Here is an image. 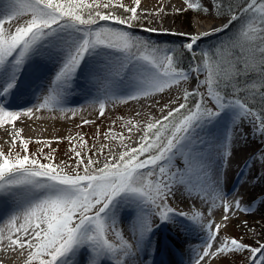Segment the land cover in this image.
Masks as SVG:
<instances>
[{"label":"snow or ice","instance_id":"1","mask_svg":"<svg viewBox=\"0 0 264 264\" xmlns=\"http://www.w3.org/2000/svg\"><path fill=\"white\" fill-rule=\"evenodd\" d=\"M183 2L185 9L177 11L196 10L205 14L210 11L198 0ZM133 3L132 7L122 3L114 5L113 0H3L0 3V127L6 132L7 126L12 127L9 135L13 137V145L22 131L15 128V123L22 116L31 118L41 110H65L63 105L71 93L73 79L86 59L100 58L88 69L103 96L97 98L100 116L105 114L106 103L150 97L189 79L188 73L170 54L171 50L142 41L129 31L106 24L101 26L100 22L109 21L128 28L136 26L141 20L138 12L141 0H133ZM222 6V0H211L210 7L217 15ZM116 8L128 15L117 14ZM238 10L252 15L242 24L233 41L222 45L214 55L201 53L200 62L191 68L193 73H206L199 81L206 91L185 89L184 102L171 108L161 119L146 122L137 147L106 159L100 167H97L98 160L91 156L85 159L81 151L73 147L76 166L69 172H65L66 166L42 163L36 155H29L30 141L22 137L20 144L24 155L0 151V195L11 197L17 206L9 224L15 226L18 220H23L16 229V238L9 239L13 251L20 250L21 254L27 251L25 264H76L74 258L85 248L89 250V264H104L105 260L109 264H139L138 256L148 246L158 225L174 224L177 217L187 219L206 235L194 264H211L218 257L245 252L250 253L246 264H264V242L253 247L227 235L221 239V224L211 220L205 222L200 212L190 215L169 206L170 200L185 192L191 197L193 189L206 202L211 197L209 213L216 207L217 199H225L219 174L213 178L205 163L208 150L198 146V141L202 143L199 129L222 114H231L226 143L219 151L225 164L234 154L232 144L239 139L236 130L244 121L251 126L253 135L264 139V112H257L247 101H242L233 84L240 72H247L249 67L259 68L264 77V0H246V7ZM229 11L232 12L231 24L238 16L231 9ZM199 39L198 35L190 36V42L184 47L192 52ZM236 48L239 53L234 51ZM57 57L60 63L46 94L37 97L38 102L32 107L10 110L5 101L18 87L26 65L37 58L54 60ZM122 84H127L130 91L120 96L116 90ZM229 87L233 98L224 91ZM260 88H264V82ZM252 89V99L258 94L264 101V91L257 89L255 84ZM192 96L200 99L194 108H189L188 100ZM205 97L211 100L214 108ZM69 111L75 114L74 110ZM133 127L139 126L133 124ZM131 133L132 128H129V135L122 138L131 139ZM177 157L182 158L184 168L174 164ZM44 158L51 160V153ZM252 159V164L245 161V167L252 169L259 163L264 168V151L253 153ZM192 173L198 177L195 184L191 180ZM259 180L264 181V174ZM122 206L134 210L128 239L118 228ZM234 207L238 212L255 211L242 206L239 199ZM232 209L231 202L224 203V222L229 221L227 213ZM247 223L244 221L245 225ZM110 236H114L115 243Z\"/></svg>","mask_w":264,"mask_h":264},{"label":"rangeland","instance_id":"2","mask_svg":"<svg viewBox=\"0 0 264 264\" xmlns=\"http://www.w3.org/2000/svg\"><path fill=\"white\" fill-rule=\"evenodd\" d=\"M230 1L233 0H225V4H222L224 7L220 9V14L225 15L220 16L217 15L215 10L210 7L211 0H198V2L203 4V6L210 8L208 14L203 12L197 13L196 10L177 11L179 9H185L186 6L183 0H170V5L165 4V0H141V5L138 8V12L141 15V20L137 22L136 26L128 28L127 25H118L112 21L100 22L101 26L106 24L107 26H111L119 30L129 31L133 34V36L139 38L142 41H148L150 44L160 48L171 50L170 54L175 56L179 67L188 73L189 79L187 81H181L179 85L168 87L163 92H157L150 97H141L138 100H130L126 103H106L105 114L100 116L97 98L99 97L102 99L103 96L99 91V88L97 89V87L92 86V84H80L76 81L77 76H75L73 79L71 92L75 93L76 96V93L78 91L84 90L85 87L92 89L90 91L96 89L92 93L84 92V95L88 97V100L90 101L85 104H83L82 101H76L77 104H73V102L70 100L69 102L71 104L63 105L65 109L64 111H60L59 109H56L55 111L41 110L36 112L31 118L22 116L15 123V128L17 130H22L20 131V137L16 138L15 145L12 144L13 137L9 135V133L13 131L12 127L7 126V132L4 130V128L0 127V151L4 152L5 154H8L9 151H11L13 155L16 153H19L21 156L24 155L25 153L20 144V138L22 137L23 139L30 141L28 147L29 155H36L42 163H53L54 165L58 166H66L64 170L65 172H69L76 166L75 154L72 152L73 147H75L77 151H81L82 156L85 157V159L91 156L92 159L98 160L99 163L97 164V167L102 166L106 162V159H110L114 155L118 156L120 152L126 151L129 148L137 147L143 135L142 129L146 126V122L149 119H161L164 115H167V111H169L171 108L178 107L179 103L184 102L183 94L185 89L192 92L199 88V90L202 92L199 85V81H202L200 79L201 74H196L191 71V68L195 65L187 67L181 64V61L186 60V56L193 58L195 55H199L200 52H208V50L211 48L213 50V47L214 50L212 52L215 54L216 50L221 48L222 45H229L237 35L242 24H244L248 17L252 15V13L245 14L241 12V15L237 14L239 20L235 24H232L233 22L229 24L231 16L227 14V11L230 7L228 4ZM193 2H197V0H193ZM117 3H122L128 7L135 6L133 0H113L114 5ZM156 7H161L168 13L163 15V11H159L157 13L151 14L154 16V20H151L152 22H150L148 19H144L143 16L148 12H152ZM116 12L120 15H128V13H125L121 8H116ZM194 12L196 13L194 14ZM27 18L28 17H24L23 19ZM148 25L155 26L157 28L159 26H163L168 30L173 29L172 32L175 33H171L170 31L166 33H147L149 31L141 29L142 27H148ZM225 25H228V27L225 28ZM214 26H217L215 30L209 29L210 27ZM5 27H7V23L5 24ZM198 30H203L205 33L198 35L200 36V39L194 44L193 51L189 52L184 47V45L190 42V36H194L195 32ZM144 37H149V40L146 38L144 39ZM155 39H161V42H150L154 41ZM58 66L56 67L55 65V70H57ZM90 66L91 64L88 67ZM87 71L85 72L88 73ZM53 75L54 73H51L48 78H46L43 82L40 81L36 85H38V87L45 85L46 92ZM81 77L86 78L84 74ZM249 88L253 90L252 87ZM116 91L120 96L127 94H124V90L121 89H117ZM205 99L208 100L210 107L214 105L209 98L205 97ZM91 100L94 101L91 102ZM95 103L96 105H93ZM165 105H167V107H165ZM87 106L90 108H85ZM21 109L25 108L23 107L19 110ZM69 110H74L75 114L73 115V111ZM183 111L185 110H182V112ZM85 120L93 121V123L84 124L83 121ZM129 121L132 123H129ZM133 124H136L139 127L134 128ZM249 126L250 125L248 124L246 128L248 129ZM129 128H132L131 139H123L122 137H127L129 135ZM38 141L40 143H38ZM85 141L86 144H84ZM44 142H47L49 146L46 147ZM241 146L246 152L249 153L247 162L252 164L253 153L264 151V139H261L258 135L253 138L247 137L244 142L241 143ZM115 149H120L118 154H112ZM49 153H51L52 156L51 160L44 158V156ZM174 164L179 168H183L185 166L182 158L180 157H177L174 160ZM261 174H264V168H261L259 163H256L255 167L252 169L245 167L242 178L236 182V185L234 186V184L231 183L234 186L233 191L235 190V187L237 189L240 185H242V180H244L247 175L248 177L251 176L249 185L251 188H254L257 185L256 181L259 179ZM252 177H256V179H252ZM232 185L229 186L228 189H231ZM192 198L193 195L189 197L187 192H185L184 195H181V198L178 201L174 200V202L173 199L170 200L169 206L177 210L180 205H186V199L192 200ZM180 200H185V202ZM204 201L205 200L203 199L201 200L197 198V201L194 199V206H196V209H200V207L204 208ZM215 203L216 207H218L219 210L221 208V210L214 213V209L217 210L215 207L211 213L223 215L222 207L224 204L218 200H216ZM207 204L208 207H210L209 203ZM126 208L131 210V214L124 217L122 220L121 216L118 214V227L120 224L125 222L130 223L132 221L134 210L128 206H122L120 210L122 211ZM205 209L209 210L206 206ZM242 214L244 216L243 212ZM177 219L178 218H176V222L174 224H162L164 226L166 224V231H168L169 228H175L179 235H181V230L186 224V220L184 219L181 221L180 218L178 221ZM18 227L19 226L15 227V230H13L14 234L11 236L15 235L16 237V229ZM225 229L226 230H223V233L220 232L221 239L227 235L241 239L242 242L253 247L258 246L260 242L264 241V239L261 237L262 233L264 234V220H254L252 225L249 224L248 226H243L241 222L235 221L232 224L230 223L227 225ZM1 235H3V233L0 234V236ZM19 235H22V233H19ZM110 239H112L114 243L116 242L114 236H110ZM10 244V239L0 241V262L4 264L5 262L15 263L17 261L22 263L26 261L25 259H27V251H25L23 254H21L20 250L13 251ZM80 251L90 258L89 250L87 248L81 249ZM249 255L250 253L248 252L243 254H232L226 258H217L218 260L215 261L214 264H246ZM9 256H14L12 257L14 259L10 260L11 262L6 260ZM15 256H17V258ZM195 257L196 253L192 255L191 259L194 261Z\"/></svg>","mask_w":264,"mask_h":264},{"label":"bare ground","instance_id":"3","mask_svg":"<svg viewBox=\"0 0 264 264\" xmlns=\"http://www.w3.org/2000/svg\"><path fill=\"white\" fill-rule=\"evenodd\" d=\"M165 1H166L165 4L170 5L169 3L170 0H165ZM154 9L152 12L146 13L143 16L144 19H148L150 22H152L151 20H154L153 18L154 16H152L151 14L159 12L161 7H156ZM167 13H168L167 11L163 10V15H166ZM160 27L161 26L157 28L155 26L148 25V27H142L141 29L145 31H148L147 29H156V31H149L147 33H150V32L166 33L169 31L171 33H175V32H172L173 29L168 30L167 28H164L163 26L161 28ZM216 28L217 26L216 27L214 26V27H210L209 29L215 30ZM204 33L205 32L203 30L201 31L198 30L195 32L194 36L199 35V34H204ZM145 38L149 40V37H144V39ZM42 59L43 61L41 60V63H39L38 65L37 63H33V62L26 65L24 71L22 72L24 75V79L28 78L32 81L39 82V80L43 81L46 78H48L49 75H51V73H54L53 66L56 64V62L60 60V57H57L54 60H48L46 58H42ZM99 59L100 58L86 59L85 63L88 64L89 62L91 63L93 61L92 63L97 64L99 62ZM51 62H55V63L51 64ZM82 68H85V67L82 65ZM79 75L80 73L78 72L77 76ZM41 90L44 92L43 89ZM44 94H46V92H44ZM74 96H75V93L71 92L70 95H68L69 100H71L70 98H76ZM78 96H80L78 97V101H82L83 104L88 102V99H86L84 95H78ZM85 108H90V107L87 106ZM247 125H248V122L244 121L241 127L236 130V134L238 135L239 139H238V142L234 141L232 144V147L234 148L235 151H234L233 156L229 158V161L227 164L224 163L223 159L219 155L221 144L216 145L213 151L211 152L207 151L206 159H205V163L209 166V172H212V170L214 169L218 174H222L221 172L226 167V172L223 176L224 178L221 179V184L223 183L222 185L223 187L222 186L221 187H222L223 193L225 194V199L224 200L217 199V200L221 201L223 204L225 202H231L233 204L232 211L227 213V215L230 218L229 221L228 222L223 221V215H224L223 207H222L223 215L209 213V210L205 209V206L209 209L207 203H209L210 205L211 197H209L208 202L206 201L203 202L204 208L200 207V209L198 208L196 209V206H194L195 205L194 199L196 201H197V198L202 200V198L197 195L196 189H194L192 192V195H193L192 200L186 199L187 200L186 205L185 206L180 205L176 210L177 212H185V213H189L190 215L194 212H200L203 214L205 222L208 220H211V221H214L215 223L221 224L222 225L221 230H220L221 233H223V230L224 231L226 230L225 228L227 225H229L230 223L232 224L235 221L241 222L243 226H248L249 224L252 225V222L254 220L256 221L264 220V206H262V202H264V181H260L258 179L256 181L257 185L254 188H251L249 185L251 176L248 177L247 175V177H245L244 180H242V185H240L239 188L237 189L235 187V190L233 191L234 186L236 185V182L240 178H242V174L245 171V161L248 160V155H249V153L246 152L245 149L242 148L241 143L244 142L245 138L247 137L253 138L256 136L252 134L251 126H249L248 129L246 128ZM230 126H231V121L228 124L226 123L221 124L215 130L216 135L225 138L226 132ZM199 138H200V141H202V143L198 141V146L201 148L208 142L207 141L208 138H206V136L199 137ZM119 151L120 149H115L112 154H118ZM191 180L193 184H195L196 181L198 180V177L195 175V173L191 174ZM230 182L234 184V186L232 185L231 189L225 188V186ZM180 198L181 196H178L176 199H173V201L174 200L178 201ZM237 199L242 201L241 202L242 206L251 207L255 211L249 212V213L243 212L244 216H246L244 217L242 212H238L235 210L234 204ZM180 201L185 202V200H180ZM2 205L3 207H7L11 205V202L7 200L2 201L1 206ZM216 209L217 210L214 209V213L216 211L221 210V208L219 210L218 207H216ZM118 214L121 216V220H122L124 217L129 216L131 214V210L129 208H126L122 211L120 210ZM180 218H181V221L185 219V218L179 217L177 220L179 221ZM185 220L187 222V229L189 232L184 234L183 236H180L178 231L175 228H169V230L166 231L167 229L166 224L165 226L163 224H159L158 227L154 230L153 234L151 235L148 246L145 248L144 252H141L139 254L138 261L142 258L143 259L147 258L144 261H148L154 264L156 263L157 264H186V262L188 261L189 262L187 264H194V261L191 259L192 255L194 253H197L198 250H202V247L205 244L206 235L203 231L195 227V225L192 224L190 221H188L187 219ZM244 221L248 222L247 225L244 224ZM22 223H23V220L20 219L16 222L15 226H12L9 224V220H6L0 227V234L3 233V235L0 236V241H5L9 239V237L15 239L16 238L15 235L11 236L12 234H14L13 230H15V227L20 226V224ZM130 223L125 222L123 224H120L118 227L120 230L124 232L126 239L130 238V232H129ZM261 237L264 239L263 233ZM172 240L174 241V244L176 247H180L181 251L177 252L173 249L172 244H171ZM192 241L197 242V244L195 245ZM151 245H154L157 247H160L162 245L163 253L160 255H158L157 253V255L154 258L153 253L149 252V246ZM184 254H187V255L184 256ZM12 257L9 256L7 257L6 260L10 261L11 259H14ZM15 257L17 258V256ZM218 258L220 259V257ZM74 259L76 261V264H89L88 258L85 257L84 253H82L81 251L78 253V255ZM217 260H218L217 258L212 260L211 264H214L215 261ZM25 262L26 261L22 263H19L17 261L15 263L5 262L4 264H25ZM0 264H2V262H0ZM104 264H109V262L106 261L104 262Z\"/></svg>","mask_w":264,"mask_h":264},{"label":"trees","instance_id":"4","mask_svg":"<svg viewBox=\"0 0 264 264\" xmlns=\"http://www.w3.org/2000/svg\"><path fill=\"white\" fill-rule=\"evenodd\" d=\"M222 4H225V0H222ZM229 10L231 9L232 11H234L235 13H239L240 11L238 10L239 7H245L246 6V0H233L230 1L229 3ZM224 7V5L222 6ZM227 11V14H232V12ZM220 16L225 15V14H219ZM256 44H259V40L255 41ZM214 50V47H213ZM212 48L208 50L207 53H209V55H214V53ZM234 51L236 53H239V48L234 49ZM206 52V51H204ZM179 53V52H178ZM201 53L200 52L199 55L196 56L195 59L191 58V57H187L186 56V60H182L181 64L188 66L190 64H192V62H196L199 63L201 60ZM206 73L204 71H201V80H203L205 78ZM264 82V77H261L260 75V69L259 68H253V67H249V69L247 70V72L241 71L239 76L236 77L235 80H233V84L236 85L238 91L236 93V95L242 100V101H247V103L249 104L250 107H252L255 111L257 112H264V101H261L260 96L257 94L255 96V99H252V95H253V90H251L249 87H252L254 84L256 85L257 89H259L260 91H264V88H260V84ZM202 92H205L206 89L204 87H201ZM229 98H233L232 95V88L229 87L227 89L224 90ZM198 100V96H192L189 98V102H188V107L189 108H193L194 104L197 102ZM214 107V105L212 106ZM186 111V110H185Z\"/></svg>","mask_w":264,"mask_h":264}]
</instances>
